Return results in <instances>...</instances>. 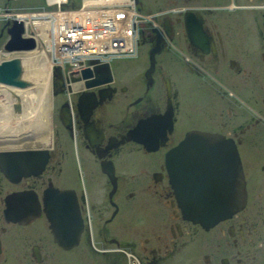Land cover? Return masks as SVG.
Listing matches in <instances>:
<instances>
[{
    "label": "flooded vegetation",
    "instance_id": "obj_1",
    "mask_svg": "<svg viewBox=\"0 0 264 264\" xmlns=\"http://www.w3.org/2000/svg\"><path fill=\"white\" fill-rule=\"evenodd\" d=\"M163 5L134 68L0 97L1 121L39 111L28 140L0 136V264H264V0ZM190 131L239 159L245 201L212 225L183 217L166 171Z\"/></svg>",
    "mask_w": 264,
    "mask_h": 264
},
{
    "label": "built area",
    "instance_id": "obj_2",
    "mask_svg": "<svg viewBox=\"0 0 264 264\" xmlns=\"http://www.w3.org/2000/svg\"><path fill=\"white\" fill-rule=\"evenodd\" d=\"M67 3L42 0L40 6L0 11V20L17 19L23 27L21 37L34 39V49L25 51L34 68L47 69L54 60L63 76H76L88 66L133 54L140 35L157 25V13L139 11L134 0Z\"/></svg>",
    "mask_w": 264,
    "mask_h": 264
},
{
    "label": "water",
    "instance_id": "obj_3",
    "mask_svg": "<svg viewBox=\"0 0 264 264\" xmlns=\"http://www.w3.org/2000/svg\"><path fill=\"white\" fill-rule=\"evenodd\" d=\"M163 20V27L167 29V20ZM6 31L9 39L3 45L5 50L10 52L34 48L32 39L20 37V22L13 21ZM156 47L157 45L150 50V60ZM93 70L101 80L92 84L96 78H90L93 75L92 69L82 70L80 75L86 88L106 82L110 75L108 64L96 66ZM57 71L55 68L56 78L51 83L53 91L64 87ZM20 74L19 58L12 57L0 62V84L24 89L30 83L20 78ZM13 96L19 99L17 94ZM211 141H216L217 145L212 147L214 142ZM164 161L176 202L184 218L202 225H212L242 207L245 189L239 159L234 146L224 139L202 131H190L166 153Z\"/></svg>",
    "mask_w": 264,
    "mask_h": 264
},
{
    "label": "bare ground",
    "instance_id": "obj_4",
    "mask_svg": "<svg viewBox=\"0 0 264 264\" xmlns=\"http://www.w3.org/2000/svg\"><path fill=\"white\" fill-rule=\"evenodd\" d=\"M11 7V5H10ZM14 8V7H13ZM176 9V8H175ZM178 11V10H177ZM185 19V17H184ZM1 30L3 29V26L0 27ZM160 30V29H159ZM3 33V32H2ZM143 34V33H142ZM155 34V33H154ZM153 34V35H154ZM3 35V34H2ZM3 38V36H2ZM3 40V39H2ZM3 43H5V40H3ZM2 43V44H3ZM93 45H98V41L94 40ZM6 53L4 54H1L0 55V62L4 59H7L6 58V54L8 53L7 50H5ZM14 52V51H12ZM134 55H136V52H134ZM156 55V54H155ZM138 56V54L136 55ZM124 58V57H122ZM128 58V57H126ZM136 58V57H135ZM128 59H133V58H128ZM154 60V59H153ZM29 60H23L20 62V68H21V74H20V78L21 75H22V72H24V76H26V78H30V80L32 82H30V84L28 86H26V88L24 89H20L18 87H13V86H10V85H6L5 87H1L0 86V95H2L3 99H6L4 105H5V109H8V111L10 110V106L12 104V102L14 101V96L13 95H16L17 94V97L19 98L20 96H22L21 98H24V97H30L31 99L34 100V96L36 95V93H46L47 89L49 90V87L50 86L52 89L53 87L51 86V83L52 81L55 79L54 76L51 75V73H55V68H59L58 66H54V60H52L51 64L48 65L47 69H45L44 71H42V69H36V68H32L31 63L27 62ZM50 63V62H49ZM38 66L40 65V63H37ZM153 64H155L153 62ZM22 66V67H21ZM41 67V65H40ZM52 67V68H51ZM92 71H93V75L90 76V78H95L96 76H98L97 73H95V70H93V68H91ZM51 72V73H50ZM26 78H22L23 80H29V79H26ZM44 79V80H42ZM72 79V78H71ZM74 79V78H73ZM96 79V78H95ZM42 80V81H40ZM70 80V79H69ZM68 80V81H69ZM72 81V80H71ZM68 83V82H67ZM84 83V81L82 82V84ZM101 85V84H100ZM48 88H47V87ZM52 92V91H51ZM50 93V92H49ZM7 96L9 99H7ZM5 97V98H4ZM17 100V99H16ZM20 100V98H19ZM19 100H18V103H19ZM9 104V105H8ZM19 105V104H18ZM2 110V113H3V109ZM0 110V111H1ZM17 112V111H16ZM39 114V111L36 112V115L34 116V118L32 120H26V122H21V119L18 120L17 118V121H15L10 115H3L1 114V117L4 119L2 121H0V136H3L6 138V140H9V141H13L14 139H19L21 140L20 138L22 139H26L28 140L29 136L28 134H30L32 132V127L31 125H33L32 123L36 124L38 119L36 118L37 115ZM28 114H25L24 116H27ZM23 115H21L22 117ZM20 117V118H21ZM1 120V119H0ZM14 121V122H12ZM24 121V120H23ZM4 122H7L6 124H3ZM34 128H38L36 125ZM7 134H5V133ZM36 132V131H35ZM36 135V134H35ZM28 136V137H27ZM33 141V140H32ZM15 142V141H14ZM14 142L12 143H9V144H15ZM216 145V144H215ZM7 148V147H6ZM18 155V154H17ZM14 159V158H12ZM16 159V158H15ZM72 226V225H71ZM134 264L135 261L132 260L131 261V264Z\"/></svg>",
    "mask_w": 264,
    "mask_h": 264
},
{
    "label": "rangeland",
    "instance_id": "obj_5",
    "mask_svg": "<svg viewBox=\"0 0 264 264\" xmlns=\"http://www.w3.org/2000/svg\"><path fill=\"white\" fill-rule=\"evenodd\" d=\"M34 1H36V0H17V1L11 0L10 5L12 7H16L17 8V7L27 6V5H30L32 3H35ZM73 1L77 2L78 0H73ZM139 1L141 2V10L142 11H153V12L157 13V15H160L162 12L165 11V10L158 9V8H163L164 7V5H163L164 0H139ZM2 3H3V0H0V6H1ZM68 3H69V0H68ZM2 39L5 40V35L4 34H3V38L1 37V39H0V46L3 43V40ZM5 42H6V40H5ZM146 47H147V44L146 43L143 44V45H140L139 49L136 46V50H135L136 55L137 54L138 55L139 54L141 55L142 53H144L146 51ZM136 55H134V53H133L131 55H127L126 56L128 58H133V59H128V58L124 57L126 59H116L115 61H112L111 62L112 63L111 64V70L114 73H116V72H119V71L126 70L128 68L129 69L134 68L135 67V63L134 62L139 61L138 58H137L138 56H136ZM24 57H25V55L24 54H21V58L25 59ZM137 66H139L138 63H137ZM24 75H25L24 72H22L21 77L22 78L23 77L26 78V76H24ZM26 79H29V81L32 82L30 80V78H26ZM42 80H44V79H42ZM42 80H40V81H42ZM0 97L3 98L2 95H0ZM19 119H21V118H19ZM3 124H5V123H3Z\"/></svg>",
    "mask_w": 264,
    "mask_h": 264
}]
</instances>
